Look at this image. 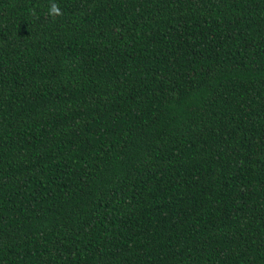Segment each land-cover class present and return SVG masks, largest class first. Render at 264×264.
I'll use <instances>...</instances> for the list:
<instances>
[{"label":"trees","instance_id":"obj_1","mask_svg":"<svg viewBox=\"0 0 264 264\" xmlns=\"http://www.w3.org/2000/svg\"><path fill=\"white\" fill-rule=\"evenodd\" d=\"M0 0V264H264V0Z\"/></svg>","mask_w":264,"mask_h":264},{"label":"clouds","instance_id":"obj_2","mask_svg":"<svg viewBox=\"0 0 264 264\" xmlns=\"http://www.w3.org/2000/svg\"><path fill=\"white\" fill-rule=\"evenodd\" d=\"M48 15L53 18L61 15V10L58 5L54 2V0H50L48 7Z\"/></svg>","mask_w":264,"mask_h":264}]
</instances>
